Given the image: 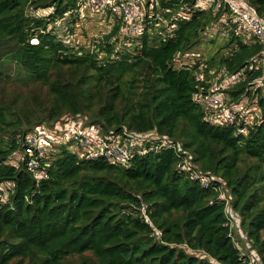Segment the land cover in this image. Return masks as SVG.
<instances>
[{
  "label": "trees",
  "instance_id": "1",
  "mask_svg": "<svg viewBox=\"0 0 264 264\" xmlns=\"http://www.w3.org/2000/svg\"><path fill=\"white\" fill-rule=\"evenodd\" d=\"M154 1L175 27L171 34L161 29L166 39L143 36L140 48L118 49L116 21L91 50L73 52L54 26L73 15L78 0H0V67L13 62L30 80L23 85L46 87L49 101L42 107L33 99L18 109L0 104V186L9 188L0 203V264H247L225 199L264 264V78L254 86L261 71L252 70L233 87L234 97L246 95L258 107L246 134L208 123L195 99L208 86L195 74L238 73L261 48L244 45L233 28L222 41L206 39L226 7L213 12L195 0ZM246 1L264 16V0ZM187 5L195 7L188 21L180 16ZM205 42L216 52L205 55ZM186 53L194 57L190 67L175 69L176 57ZM65 115L96 137L120 139L130 151L154 132L158 137L143 145L157 151H134L122 165L79 160L60 149L38 182L24 163H8L25 149L28 133ZM186 163L208 175V187L177 169Z\"/></svg>",
  "mask_w": 264,
  "mask_h": 264
},
{
  "label": "built area",
  "instance_id": "2",
  "mask_svg": "<svg viewBox=\"0 0 264 264\" xmlns=\"http://www.w3.org/2000/svg\"><path fill=\"white\" fill-rule=\"evenodd\" d=\"M79 1L83 2V6L89 9L102 12V19L108 18L114 22H120L117 35L114 36V41L123 44L118 49L122 47H129L130 49L132 44L140 46L143 36L166 39L167 34L161 29L165 28L169 34L175 29V27L167 26L166 21L162 19L163 9H160L157 1L154 0ZM147 3H149L148 7ZM195 5L201 8L200 10L212 8L213 12H217L222 7H226L228 11L224 12L219 21L206 32V39L216 36L219 40H223L227 38V31L233 28L235 36L240 38L244 45H258L261 48L260 54L250 62L249 67L241 69L238 73L229 76L224 70L217 71L213 69L208 72L210 79H206L204 73L195 74L196 81H204L208 84L204 94L195 98L205 111L206 121L213 126H235L236 135L246 134L245 127L250 125L254 119L251 113L256 112L258 114V107L255 106V101L249 102L246 95L236 98L232 95V92L235 91L233 89L234 86L246 80V72L249 73L252 70L261 71V77L254 81V86H260L264 78V16L259 15L255 8L249 5L246 0H195ZM155 7L158 11L154 13ZM194 8V6L190 5L185 7L186 16L183 20L188 21L190 19V12ZM164 12L169 13V10L166 9ZM100 56L102 57L103 55L101 54ZM193 60L194 57L186 53L183 56L176 57L173 66L175 69L182 67L188 69ZM70 119L72 121L69 123H64L60 126L54 125V127L57 126L59 130L63 129L64 132L69 134H67L69 136L68 141L58 145L52 136L45 133V128L48 125H42L39 128L40 131L33 130L27 134L25 137V149L13 154L8 163L14 167L24 163L27 171L38 182L46 177V169L49 167L52 157L59 153L60 148H64L79 160L104 158L112 164L122 165L130 161L134 151L140 155L157 151V146L154 145L149 148L144 147L143 142H148V139L145 138H138L139 141L137 142L142 144V147L130 151L128 145L121 143L120 139H101L96 137L91 130L85 132L84 130L86 129L81 124H77L73 118ZM56 136L57 138L61 137L59 131L56 132ZM177 169L181 171L184 169L185 172L191 173L193 180H198L204 188L208 187L210 181L208 175L195 172L194 167L187 163L178 164ZM6 189L9 190L6 184L0 186V203L5 202L7 198ZM225 200L229 218L232 219L233 213L228 207L229 202L227 199ZM230 222L233 231V228L238 227V225L232 221ZM237 248L240 250L238 245ZM241 255L245 257L247 264H256V261L250 257V253L248 255L241 253Z\"/></svg>",
  "mask_w": 264,
  "mask_h": 264
},
{
  "label": "rangeland",
  "instance_id": "3",
  "mask_svg": "<svg viewBox=\"0 0 264 264\" xmlns=\"http://www.w3.org/2000/svg\"><path fill=\"white\" fill-rule=\"evenodd\" d=\"M77 9L74 10L73 15L69 13L66 15L65 21H57L54 26L55 33L63 41H67L72 51L74 52L77 48H83L86 50L92 49V43L95 38L104 37L109 33V31L114 26L115 22L108 18L102 19V12H96L92 9H89L83 6V2H77ZM51 11H38L37 14L40 16H47ZM121 40V39H120ZM206 41V40H205ZM222 41V40H219ZM123 44L121 42L116 44L117 48H120ZM141 47V44L139 48ZM129 50V47H126ZM202 52L205 55H210L216 52V45H212L208 42L204 43ZM101 57V56H100ZM0 80H5L7 82L0 84V104L8 105L13 104V108L18 109L20 106L24 108H29V105L33 99L36 103L42 105V107L48 106V102L45 97L46 87H40L37 84L23 85L28 83V76L18 68L13 62H4L0 67ZM92 78L86 84V89L88 90L91 87ZM21 98H25L26 101H19ZM17 100V102L15 101ZM20 107V108H21ZM63 120L57 125H62L64 123H69L73 118L69 115H65ZM53 124L51 127L47 126L45 128V133L49 136H52L55 139V143L58 145L62 144L64 141L69 140V134L64 132L63 129L59 130L57 126L54 127ZM59 131L61 137L57 138L56 132ZM66 134V135H64ZM68 134V135H67ZM148 140L150 138H157L158 136L151 132L147 135ZM64 149V148H60ZM65 150V149H64ZM77 151V150H76ZM75 151V152H76ZM22 157V155H21ZM253 161H248L246 164L250 165ZM239 213L235 212V215H232V221L237 222L239 220ZM240 230V231H239ZM234 231V241L237 243L242 254L248 255L251 254L256 264H262L259 252L253 246V243L249 241L245 232L241 231V228L238 226L233 228ZM242 240H240V239ZM189 254L201 256V253H193L188 251ZM216 264L215 262H211Z\"/></svg>",
  "mask_w": 264,
  "mask_h": 264
},
{
  "label": "bare ground",
  "instance_id": "4",
  "mask_svg": "<svg viewBox=\"0 0 264 264\" xmlns=\"http://www.w3.org/2000/svg\"><path fill=\"white\" fill-rule=\"evenodd\" d=\"M171 8V6L170 7H168V8H166V9H170ZM169 12H170V10H169ZM180 16H181V19H183L186 15H185V8L182 10V12H181V14H180ZM190 20V19H189Z\"/></svg>",
  "mask_w": 264,
  "mask_h": 264
}]
</instances>
